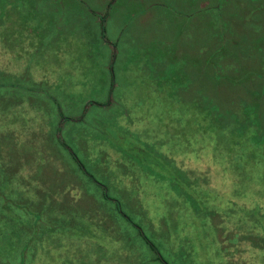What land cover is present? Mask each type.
Masks as SVG:
<instances>
[{"label": "rangeland", "instance_id": "1", "mask_svg": "<svg viewBox=\"0 0 264 264\" xmlns=\"http://www.w3.org/2000/svg\"><path fill=\"white\" fill-rule=\"evenodd\" d=\"M25 1L38 35L0 48V264H162L142 235L166 264H264V0ZM69 151L131 225L60 222ZM94 181L79 202L111 206Z\"/></svg>", "mask_w": 264, "mask_h": 264}, {"label": "crops", "instance_id": "2", "mask_svg": "<svg viewBox=\"0 0 264 264\" xmlns=\"http://www.w3.org/2000/svg\"><path fill=\"white\" fill-rule=\"evenodd\" d=\"M36 5H37V3H34L33 5L30 4V3L27 4V1H25V0H24L23 3H22V0H19V1L18 0H0V31H1V34H0V39H1L0 40V48H3L2 45L7 46V47L10 46V44H9V40L10 39L9 38H11L12 33H14L18 38L21 39L19 43H20V46L23 49H25L26 45L30 43V42H28L29 37L30 38L31 37L34 38L35 35H38L37 34V26H34L32 24L33 21H31L32 19L35 20L36 16L39 14L38 13L39 11L35 10L38 7ZM28 6L30 7L29 9L27 8ZM28 10L31 11L30 15H29V11ZM39 19H40V17L37 18L38 22H39ZM42 22H43V19L40 20V23H42ZM23 28L27 32L25 35H24L25 32L23 31ZM4 31L6 32L5 35H2V32H4ZM9 31H11V34H10ZM8 49L9 48H7L6 52H8ZM106 102L109 104V101L106 100ZM108 104H104V105L100 104L104 108H102V111L101 110L95 111L93 113V115L99 116V114L102 115L103 113H105L108 110V108H107ZM86 109H87V106L85 107L84 112L81 114V116H78L77 118H79L81 120L83 115H84V113L86 112ZM61 117H62V115L59 118L60 122L56 126H54L52 124H50V125L46 124V127H47L46 130L53 128L54 133H57V134H56V136H54V135L52 136L51 135L50 137H52V139H55V141L58 143V145L60 147H62L63 149H66L65 147H63V146H65V142L62 139H60V135L58 134V131L61 129L62 122L65 121V119H64L61 122V120H62ZM82 126H83V124H82ZM29 127H30V125H29ZM58 127H59V130H57ZM83 127H85V126H83ZM78 129H80V128H78ZM81 129H84V128H81ZM29 132H30V134H29ZM72 132L74 134L75 130H73ZM66 133L70 134L68 131H66ZM76 134H79V133H76ZM27 135H28V139H29L31 137V131L28 130V129H27ZM78 139H76V137L74 138V141L76 142L75 149H77L82 154V156H84V152H82V147H81L84 144ZM60 140L63 142V145L60 143ZM85 146H88V143H86ZM89 146H98V144L95 141V139L94 140L92 139L91 143H89ZM101 148L104 149L102 146H101ZM110 149H112L114 151L118 150L117 148H115L113 146H110ZM107 150H109V149H107ZM60 158H63V157L61 156ZM60 158H58V160H57V169H59V170L63 169V171H64L65 162L62 161ZM71 161H73L72 157H71ZM20 165H21V169L23 168V171L20 172L21 194H24L26 192V195L29 198H36V199L40 198L41 191L39 190V191L35 192L33 187H30V185L28 186L26 184V183H28V180H26V178L28 177V179H29V174H27V172L24 171L25 169L28 170V168L26 167L25 160H21ZM69 175H73V177L71 179L76 181L75 189L73 190V188H72V190H70L69 188L65 187V184H67V183L63 179L68 178V176L67 175L64 176L63 174L59 173L58 176H57V180L59 179V182L61 180H63V182L65 184H64L63 188H61L59 186L60 192H59L58 200H56L57 206H56L54 201H53L54 202V206H51V208L56 206V211L57 212L55 211L54 214L56 213V214L59 215L58 219L60 220V222L63 219L66 218V214L68 213L67 211H68V209L72 208V206H74V209L77 210L76 212H78L79 216L82 213H85V215L82 216V220L87 221L88 223H90L92 225V228H95V227L102 228L104 226L107 227V228H110L109 227L110 225H107L108 223H105L106 220L103 217V215L107 216V210L109 211L110 216H112V214H118L125 222H127L124 219V217L120 214L121 212H123L122 209H120V212H119L117 210V208H115V206H114V200L118 202L119 206H120V201L117 200V199H111V197L107 193V192H109L110 194H112L111 191H110V188H109V191H107L106 193L108 195V198L111 199V200L105 199L102 196V192L101 191H99L98 195L100 196V198L102 200L109 201L111 206H106V205L102 204L101 202L97 203V202H94L93 200H91V207L89 208L91 210H89L86 206L83 207L82 203L79 202L80 197L86 196V195L87 196L89 195V196L92 197V196H94L96 194V193L87 194V192H86V191H88V187H87L86 181H89L90 179L86 175L81 173V171L79 170L77 165L75 166L74 173L73 174H69ZM82 178H84V180ZM73 184H74V182H71V183H69L67 185L73 186ZM96 185H98V184H96ZM28 187L30 188L29 190H28ZM36 190H38V189H36ZM29 192H31L30 196H28ZM68 194H69V196H68ZM69 197H71V198L74 197L75 198L74 201L71 202ZM25 198H26L25 196L22 197V199H25ZM56 198H57L56 196L53 197L54 200ZM59 199H63V201H60ZM99 209L101 210V213L98 211ZM102 211H105V212L103 213ZM92 217H96V221H92ZM128 217H129V215H128ZM53 219H55L54 216H53ZM77 224L78 223H75V225H77ZM78 226H80V224ZM143 243H145L148 246V244L145 241ZM148 248H149V246H148ZM154 256H155V254L153 253L152 260H155ZM139 264H140V262H139Z\"/></svg>", "mask_w": 264, "mask_h": 264}, {"label": "trees", "instance_id": "3", "mask_svg": "<svg viewBox=\"0 0 264 264\" xmlns=\"http://www.w3.org/2000/svg\"><path fill=\"white\" fill-rule=\"evenodd\" d=\"M90 104H91V103H90ZM90 104H89V102H88V103H87V106L90 105ZM104 104H108V103L105 101V102L102 103L101 105H104ZM246 106L250 107V106H251L250 102H242V103H238V108H240V110H243L245 113H249L250 111L247 109ZM61 119H62V120H61V122H62V121H63L64 119H66V118H64V117L62 116ZM57 130H59V127L57 128ZM260 141L264 144V136H263V139H261ZM60 143L63 145V142H62L61 140H60ZM63 147L67 148L66 146H63ZM69 153L71 154L72 159H74V160L76 161V164H77L79 170L81 171V173L84 174V175H86L91 181H94L95 178L92 176V174H91V173H87V172L85 171V169H84V167L82 166V164H80V163L78 162V160L73 156V154H72L71 151H69ZM94 183H96V182L94 181ZM96 184H97V183H96ZM98 185H99V184H98ZM99 186H100V188H101L102 196H103L105 199L111 200V199L108 198V195H107L106 191L104 190L105 188H104L103 186H101V185H99ZM172 187H173V188H176L177 186L172 185ZM114 206H115V208L119 207L118 202L115 201V200H114ZM120 214L124 217V219H125L128 223L131 224V219H130L128 216H125V215L123 214V212H121ZM138 233H139V232H138ZM139 234H140V233H139ZM142 238H143V240L148 244L149 248H150L151 250H153V253L155 254V256H154V257H155V260H159L162 264H166V263H164V262L162 261V259L160 258V256H158V255L156 254V249H155L154 245L150 244V243L146 240V238H145L143 235H142Z\"/></svg>", "mask_w": 264, "mask_h": 264}, {"label": "flooded vegetation", "instance_id": "4", "mask_svg": "<svg viewBox=\"0 0 264 264\" xmlns=\"http://www.w3.org/2000/svg\"><path fill=\"white\" fill-rule=\"evenodd\" d=\"M117 210L120 212V209H119V207H117ZM34 264L35 262L34 261H30V264Z\"/></svg>", "mask_w": 264, "mask_h": 264}]
</instances>
